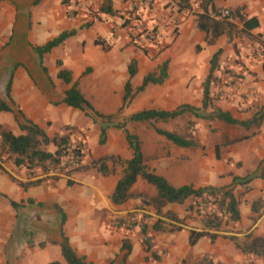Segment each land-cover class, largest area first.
<instances>
[{
    "label": "crops",
    "instance_id": "crops-1",
    "mask_svg": "<svg viewBox=\"0 0 264 264\" xmlns=\"http://www.w3.org/2000/svg\"><path fill=\"white\" fill-rule=\"evenodd\" d=\"M124 1L94 0L97 13L88 19L67 17L62 0H0V91L7 85L10 100L6 103L11 108L0 111V132L24 134L14 115L19 110L47 138L65 135L69 141L78 136L84 139L85 148L79 170L35 182L28 177L27 168L0 154V264H47L54 260L68 264L60 251L62 237L87 264H194L203 254L219 264H247V259L250 264H264V257L243 254L228 238L234 235L241 239L248 232L264 237V117L257 126L247 128L215 118L187 116L188 112L151 123L126 120L142 109L172 110L182 104L200 108L208 74L212 77L208 84L210 105L204 112L218 108L237 120H248L264 105V53L249 54L246 46L256 41L240 35L228 39L222 34L205 43V33L196 27L193 14L199 10L198 4L190 10H178L173 0H152L156 5L152 17L164 30L156 46L140 50L130 43L129 31L119 25ZM212 5L241 7L246 18L256 19L257 26L250 32L264 38V0H213ZM116 24L119 27L112 35L111 27ZM64 31L73 33L39 59L34 47ZM217 50L210 72V59ZM130 61L136 69L128 77ZM225 65L240 69L244 86L222 98L216 94L215 79L227 72ZM59 68L69 71V83L57 77ZM160 69L164 72L160 83L149 82L142 90H135L143 76H157ZM127 80L131 96L123 103ZM73 83L93 111L110 119L66 105L64 91ZM249 84L253 93L241 95ZM179 119L186 120L183 133L169 124ZM106 122L110 125L99 142L100 126ZM119 123L136 136L146 170L162 176L168 184L210 186L216 191L231 185L238 220L223 221L218 229L209 230L217 234L212 241L202 236L189 245V230L203 227L199 215L190 209L196 199L168 203L159 211L140 197L113 204L110 195L124 164L107 161L109 171L101 173L97 164L90 162L105 155L120 160L132 156L122 129L113 126ZM154 127L191 139L194 145L178 146L156 133ZM43 148L54 152L56 146L49 141ZM29 181L32 183L25 184ZM129 191L156 195L155 187L140 175ZM10 201L18 207L14 209ZM127 217L136 222L132 229L124 231L111 225L114 218ZM139 222L145 225L143 230Z\"/></svg>",
    "mask_w": 264,
    "mask_h": 264
},
{
    "label": "trees",
    "instance_id": "trees-1",
    "mask_svg": "<svg viewBox=\"0 0 264 264\" xmlns=\"http://www.w3.org/2000/svg\"><path fill=\"white\" fill-rule=\"evenodd\" d=\"M213 0H194L189 2L187 0H178L176 5L179 9L190 10L193 5L198 4L199 10L194 11L196 27L205 33L204 41L205 43L213 42L218 36L225 34L228 39L240 35L246 37L250 40H255L254 44H248L247 50L251 55H259L264 53V38L259 34H253L250 32L251 29L257 26L255 17H245L241 12V7H235L233 9L229 8H218L212 5ZM68 0H62L63 4H66ZM105 11H109V8H105ZM223 10H227V15L223 14ZM236 19L240 24L239 26L233 21ZM125 22L122 23L124 25ZM173 31L174 28H173ZM73 31H64L58 34L55 38L47 41L44 45L40 47H34V50L40 59L42 53L48 51L51 47L60 43L65 37L71 35ZM219 53L217 50L210 59V72L215 66V60ZM58 65L59 61L56 62ZM164 68V66H162ZM135 65L133 61H130L127 66L128 77H131L135 73ZM57 77L60 78L65 83L70 82V73L64 68H59L57 71ZM164 77V72L160 69L157 76L153 74H147L143 76L141 84L136 87V91L143 89L146 83H160ZM212 77L210 74L207 75L203 83V98L200 108H194L188 104H182L177 106L172 110H161V109H142L131 113L127 116V121H139V122H156V121H166L172 119L175 116L182 115L183 113H190L196 118L201 119H218L228 124H238L247 128L249 125L253 124L257 126L260 120L264 117V105H262L259 110L252 115L248 120L240 121L233 118L227 111H222L218 108H213L211 112H204L207 105H210V97L208 94V84ZM216 80V79H215ZM217 94V93H216ZM4 95L10 100L8 87L6 85L4 90ZM131 96V90L128 80L124 84V96L123 103L127 102ZM218 96V95H217ZM63 102L77 109H89L93 112L95 116L101 117L105 120L110 119L109 115H102L92 110L91 106L86 99L80 94L76 85L73 83L69 88L64 91ZM0 111H11L9 105L0 100ZM16 116V122L18 127L24 131V134L15 136L10 131L0 132V154H5L7 158H10L12 162L16 165H21L24 168H30L31 166H41L44 168L48 163L57 164L59 162L60 155L62 154V146L65 145L68 140L67 136H61L59 138L53 137L52 139L47 138L44 132L38 128L35 124H32L21 114L19 110L14 114ZM109 122L102 124L100 126L99 132V142L104 139L105 129L109 126ZM113 125V124H112ZM115 128L122 129L124 137L128 146L132 149V156L127 160H120L117 156L105 155L99 159L92 160L91 165L97 164V169L101 173H106L109 171L107 167V161L121 162L124 164L122 169V175L116 181L114 189L110 195V199L113 204H119L131 197H140L145 204L152 206L156 211L168 203L181 204L187 198L196 199L194 205L190 207L196 215L201 218V223L203 227L201 230H189L188 243L193 245L200 237L206 236L210 241H212L217 234L210 232L209 230L218 229L219 225L223 221L236 222L238 220V211L236 208V201L234 200L231 193V185L227 188L221 189L220 191L213 190L210 186H204L199 188H193L190 185H180L174 187L167 183V181L159 175H156L150 171H147L142 163V156L138 146V140L135 135L129 133L125 128L123 123L113 125ZM154 131L166 139L170 140L178 146H191L194 142L191 139H185L184 137L177 135L175 133L162 130L154 127ZM247 136H242L245 138ZM52 141L56 149L54 152L46 151L43 146ZM215 154L217 155V146H215ZM82 164L67 169L66 174L72 171L79 170ZM140 175L146 180V182L152 184L156 189V195L154 197H147L141 193H133L129 191L130 186L135 181L136 176ZM250 177L244 178L247 181ZM41 179H35L33 182ZM232 182L236 180L235 177L232 178ZM32 183L31 181L25 184ZM68 183L70 181L68 180ZM22 183V185H25ZM204 202L205 204L210 203L213 207V211L210 214L204 213L198 204ZM10 205L15 209L18 207V203L10 201ZM256 207L252 204V210ZM58 210V208H57ZM264 211V208H263ZM59 212V210H58ZM60 222H62L63 217L61 213ZM174 218V216H171ZM119 219V218H118ZM176 219V218H174ZM178 220V219H177ZM179 221V220H178ZM145 225L141 222L140 229L143 230ZM232 241L234 246L238 248L243 254H253L264 257V237L258 235H252L248 232L242 235L241 239L236 236H228ZM147 243V242H146ZM60 251L63 259L68 264H87L82 257L75 254L67 239L62 237L59 244ZM148 248V246H147ZM155 255V254H153ZM157 257V256H154ZM47 264H60L58 261H50ZM194 264H219L211 259L207 254H203Z\"/></svg>",
    "mask_w": 264,
    "mask_h": 264
},
{
    "label": "built area",
    "instance_id": "built-area-1",
    "mask_svg": "<svg viewBox=\"0 0 264 264\" xmlns=\"http://www.w3.org/2000/svg\"><path fill=\"white\" fill-rule=\"evenodd\" d=\"M177 1L173 0V3ZM187 1L193 2L194 0ZM124 4L119 16V25L129 31L130 43L140 50H144L149 46H156L164 26L152 17L156 13L155 3L152 0H125ZM64 13L67 17L83 16V18L91 19L97 13V9L94 7V0H68L64 4ZM227 13V10H223V14L227 15ZM123 22H125L124 25H122ZM118 27L117 24L111 27L112 35L116 34ZM97 42L101 43L102 39L97 38ZM223 70H227V72L223 71L220 77L215 80L216 93L218 97L227 98L234 95L240 87L243 88V74L240 69L235 70V66L228 67V65H225ZM253 89V85L249 84L245 86L241 95L249 92L253 93ZM61 151L62 154L57 164L48 163L44 168L31 166L26 169L28 177L35 180L65 174L67 169L80 165L84 154V140L77 136L63 145ZM198 205V208L206 214L213 211L210 203L201 202ZM111 225L114 228L128 231L136 225V222L131 217L125 219L114 218ZM142 241H145V237H142ZM246 262H249V259Z\"/></svg>",
    "mask_w": 264,
    "mask_h": 264
},
{
    "label": "rangeland",
    "instance_id": "rangeland-1",
    "mask_svg": "<svg viewBox=\"0 0 264 264\" xmlns=\"http://www.w3.org/2000/svg\"><path fill=\"white\" fill-rule=\"evenodd\" d=\"M0 100H2V101H5V102H9V100H8V98L4 95V91H0ZM188 114L189 113H187V116H188ZM185 119H179L177 122H172V123H169L170 124V126L171 127H174L175 129H176V131H178L179 133L180 132H184V130L186 129V128H184L183 127V125L185 126ZM73 139H75V137H71L70 138V140L69 141H71V140H73ZM83 139V138H82ZM84 140V139H83ZM84 155H85V148H84V154H83V157H82V162H83V160H84ZM82 164V163H81ZM64 176H67L68 174H63ZM247 263V262H246ZM249 264L251 263V262H248ZM247 263V264H248Z\"/></svg>",
    "mask_w": 264,
    "mask_h": 264
}]
</instances>
